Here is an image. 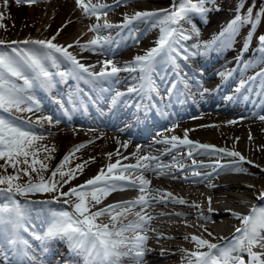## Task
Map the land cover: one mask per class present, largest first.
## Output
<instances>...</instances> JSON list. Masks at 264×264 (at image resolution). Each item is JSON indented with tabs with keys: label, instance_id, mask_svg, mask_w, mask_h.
I'll list each match as a JSON object with an SVG mask.
<instances>
[{
	"label": "snow or ice",
	"instance_id": "obj_1",
	"mask_svg": "<svg viewBox=\"0 0 264 264\" xmlns=\"http://www.w3.org/2000/svg\"><path fill=\"white\" fill-rule=\"evenodd\" d=\"M35 3V0H17V3ZM77 7L81 8L86 17L95 16L97 23L89 26V31L96 32L94 36L85 44L79 40L75 43L82 50L97 51L104 53L112 51V45L117 44L116 38L111 35H100L102 29L119 28L121 32L127 29L129 37L136 39L132 26L139 22L149 28H158L159 36L155 41V46L147 49L143 55H136L131 61L125 62L123 67L111 59H105L102 62L100 70L94 71L96 65H85L77 59L67 47L54 43L56 36L51 39H26L23 41H5L0 39V46L7 45V48H0V113L11 114L13 112L35 113L41 108V102L33 94L34 90H43L51 93L59 84H67L69 80L77 82L75 89L68 92L66 100L53 97V101L58 105L62 114L69 120L72 113L80 109L87 110V104L84 100L83 89L79 83L89 86L93 93H99L101 96L108 93L110 95L109 103L115 108L123 103L127 105L129 101L125 99L135 94L140 97H146L152 100L153 94L161 96L160 87L156 84L154 75L159 65H171L176 74L177 81L171 83L166 88L167 94H171L176 88L177 82L183 83L188 87V82L181 75L178 58L187 61L191 57L208 56L216 52L219 53L225 49L234 46L235 38L245 25H251L241 52L247 51L255 33L257 25L264 16V9L257 13L255 18L252 16V9L249 8L246 14H242L243 5L237 6V14L230 20L221 31L214 34L211 39L200 41L198 39L199 30L193 27L191 32H187L182 27V22L191 24L193 15L204 16L211 11L207 4L214 3V0H181L179 5L175 2L168 9L157 10H138L132 14L125 13L120 24H113L107 20L100 23L101 14L107 15V9L112 5L107 3H92V0H75ZM123 0H114L118 6ZM7 4V0H5ZM216 10H219L218 8ZM4 19L0 13V21ZM0 27H4L0 23ZM147 30V28L145 29ZM60 34V30L56 35ZM121 33H117L120 37ZM197 37V42L191 45V48L185 47L182 43ZM258 47L256 51L260 53L259 59L264 61V34L257 38ZM17 45H32L37 47H18ZM243 71L251 66V62L241 61ZM235 70L220 72L222 82L229 79ZM137 73L131 77L136 81L125 91H120L115 85L120 83L119 73ZM259 79V87L264 90V69L250 76L247 79L241 78L235 88L236 93L241 90L249 91L252 83ZM22 82V83H19ZM202 87V84L200 85ZM218 87V86H217ZM210 89L203 88L200 95L203 97ZM246 98V97H245ZM231 101L233 96L226 98ZM96 101L93 100L92 103ZM67 105V106H66ZM137 109L140 105H136ZM148 106H145L147 109ZM264 121V115L258 116ZM23 120V117L19 118ZM44 122L52 123V116H38L35 123L43 125ZM28 123L32 121L29 119ZM236 123V121H228ZM202 127H204L202 125ZM188 131L185 130L184 138L177 136L165 137L162 141L156 140V143H165L171 145V149L179 145H195L196 148L212 150V154L224 153L227 156L239 157V161H245V157L237 151H229L226 148H215L209 144H199L188 139ZM251 139V136L249 137ZM45 139L43 134L22 126L15 119H9L0 114V261L3 264H44L42 259L35 255L32 241L39 242L37 247L40 251L47 252V243L49 241L60 240L67 243L70 251L77 252L86 257L87 264H121V259L130 257L134 264H145L144 257L152 249L147 247L149 240L148 233L155 231L150 227L153 216L146 209L152 206L153 201L166 202L171 199L173 203L188 204L189 202L182 197L173 196L171 192H164L161 189H151L150 180L141 174L132 176L125 175V172L131 173L137 170H152L156 174L164 175V170L170 167L184 169L185 165L176 162L173 157V165L155 164L151 162L158 158L150 155L138 156L140 146L137 145V151L132 153L137 156L136 164L121 165L118 159L115 163H108L106 171L101 168L100 171L83 184L69 187L67 191H60L65 184L76 178L78 173H82L88 163L77 164L75 168L64 170L66 163L70 158L83 148L85 145L74 146L52 170L51 176L47 179L42 174L49 168L47 160H50L51 153L55 147L49 148L40 143ZM119 143V141H117ZM91 143V141H89ZM123 147H127L124 142ZM167 149L166 151H171ZM47 153L40 158V153ZM119 155V152L115 153ZM113 153H108L109 160ZM191 156L192 152L189 151ZM94 159V158H92ZM128 159V157H124ZM197 162L192 161L195 165ZM232 161V164H236ZM248 163H252L248 161ZM38 165V167H37ZM213 172L221 168H227L228 165L221 164L219 160L208 165ZM12 168L13 172L8 174L7 169ZM231 170L236 172H247L246 168L234 167ZM32 173H36L38 179L33 180ZM59 175L60 179L56 177ZM193 177H199L202 174L199 171L191 173ZM207 178L210 173L203 174ZM27 176V181L21 183L23 177ZM66 177V178H65ZM175 178V177H172ZM187 179L188 177H184ZM209 187L215 188L216 185L209 183ZM248 187H253L248 185ZM127 188H138L139 195L133 199L120 200L103 207L102 201L113 192L124 191ZM35 193H58L52 200L46 201H25L22 203L18 196L28 197ZM60 197H64L63 203L70 205L71 210H53L49 209L50 222L42 233H38L30 223V203L51 204L54 201L59 202ZM264 200V191H261L257 197ZM209 208H211L212 198L208 197ZM139 206L140 210L135 211V218L126 223L122 222V217H127L133 210ZM193 207L199 209V205L192 202ZM240 221L231 237H214L223 243H213L202 236H185L184 239H191L195 248L191 251L182 249V261L184 264H264V208L253 205L248 214H242L230 209L226 210ZM167 214V213H164ZM181 215V213H176ZM204 216L203 212H200ZM107 216L108 222L103 218ZM205 219L208 217L204 216ZM206 230V229H205ZM27 234V236L25 235ZM163 236L164 234H159ZM212 236V233H208ZM171 239V237H165ZM260 248L262 251H256ZM203 249H206L203 250ZM163 254V251L162 253ZM245 256L247 259H245Z\"/></svg>",
	"mask_w": 264,
	"mask_h": 264
},
{
	"label": "bare ground",
	"instance_id": "obj_2",
	"mask_svg": "<svg viewBox=\"0 0 264 264\" xmlns=\"http://www.w3.org/2000/svg\"><path fill=\"white\" fill-rule=\"evenodd\" d=\"M42 1L43 0H35V3H31L32 4L31 11L27 12V9H28L27 6L29 5V3H26V2L17 3V0H7V4H5V0H0V13H2L4 16V19L2 20V24L4 25V27H2L3 33L0 36V39H3L5 41H12V40L22 39L24 36H31V39H51L53 36H56V39L53 41L54 43L63 45L65 47H67L70 44L73 45L69 49H72L75 52L77 51L76 52L78 53L77 55L73 53L72 54L75 55L77 59L81 61V63L83 61H85L84 63L87 65H94V63H98V61H100V57H99L100 54L98 55L97 53L98 50L97 51L82 50L75 43L77 40H79L81 44H85L89 40H91L94 36L97 35L96 32L89 31V26L97 23L96 17L95 16L86 17L85 15H83L82 9L77 7L75 0H49V2L46 0L48 2L47 7L44 6V3ZM100 1L102 0H92V3H98ZM103 1H109V2L113 1L111 4H109V5H112V7L107 9L106 11H107V15L111 18L113 17L115 21L117 20L121 22L123 20V16L125 13L132 14L131 10H126L124 9V7H122L123 9L119 8L121 4L117 6L114 3V0H103ZM87 2L88 0H85V3ZM168 4H169V0H132V3L130 4V6L133 7L134 11H137L138 9L139 10H150V9H153L154 7L166 6ZM248 4H250V2H248L247 0L238 1V5H243V8ZM156 5H159V6H156ZM217 5L221 9L219 11L216 9H211V11H209L208 13H210L209 16L212 19H209L206 24L214 23L215 21L213 20H217L216 18L220 15L219 13H222L221 14L222 17L228 16L230 18L235 17V15L237 14L236 0H217ZM37 11H39V13H37ZM42 14L44 15V17L40 21L38 20L36 22L30 21L31 17L34 16L33 18H35L37 16L35 19H38L39 17L42 16ZM85 20H87V22ZM105 20H106L105 15L101 14L99 22L103 23ZM203 20L204 19L202 20L198 19L197 16L194 19L195 21L194 26L196 27V29L199 30V33L207 29L206 24H205L206 21L204 22ZM84 21L86 23H84ZM116 24H118V22ZM187 24L188 23L182 22V27H185L184 25H187ZM132 27L135 30H137V28L139 27L138 31L139 30L140 31L134 32V35L136 37L135 40L139 42L141 41L139 45L144 44L143 45L144 47H146L150 43L151 41L150 38L156 39L159 36V29L158 30L156 29L154 30V35H149L146 38L149 40L143 43L144 37H146L148 34L147 33L148 29L145 30L147 26L144 27L143 23L137 22ZM188 28L189 30H191L193 28L192 24H191V27H188ZM23 29H26L24 33H22ZM114 29H117V28H114ZM58 30H60V34L57 36L56 33ZM118 32L121 33L120 37H117V33L111 34V36L114 38H119V40H122V37H126L128 40L119 41L118 45L116 44L117 45L116 48H115L116 45L114 44V46H112V51L110 53L114 54V52H116L117 50L120 49V47H123V46L124 47L128 46L129 48L126 49L128 51L121 53L122 51H126L124 50V47H123V49L118 53L119 54L118 56L116 55L113 56L112 54L107 55V53H104V54L107 56L112 55L111 59H113V61L117 64V66L123 67L125 62L131 61L136 55H143L144 52L148 48H143L141 45V48H140L141 51L140 49H135V47L133 49V47H131L130 44H133L135 41L134 39L129 37L128 30L125 29L123 30V32H121V29H119ZM108 33H111V30L102 29L99 34L106 36L108 35ZM210 34H211L210 30H207L204 36L208 38L212 36ZM15 35L16 37H13ZM83 38H86L87 40L85 41ZM192 38L197 39V37L195 36H193ZM28 46H31V45H28ZM0 48L6 49L7 45L0 46ZM248 50L252 51V55H255L256 53H258L256 49L254 48L252 49L248 48ZM84 54H87L88 56L89 55L90 56L84 57ZM213 54L214 52L209 54L208 56H196L195 60L197 61L196 62L197 65L201 64V66L204 67V66H207V64L213 63L214 60L216 59V56H213ZM82 55L83 57H81ZM116 57H121L122 60L124 59V61L122 60L116 61ZM126 57H129V58H126ZM211 57H213V59ZM244 58H247L246 51L241 59H237L236 63L234 64V68L233 67L231 68V70H235V71L233 75L229 79L226 80L227 82L228 81L231 82L237 77L238 71L236 70V67H237L236 64L237 62H241L242 60H244ZM231 70L229 69L228 71H231ZM134 74L136 73H128V77L126 76V78L123 79L122 82L124 81L126 82L121 85H124L125 89L130 85V83H127V80L130 79L131 82L133 83L136 82L131 79V77ZM171 74H172L171 69L166 67V64H164V65L157 66L155 77L160 82L163 80L162 77L164 76L166 77V79L163 81L166 82L167 80L171 79ZM157 76H159L160 78ZM226 81H224V84L226 83ZM255 83H259V79H257ZM117 86L119 88V84H117ZM221 87L222 86L220 85L218 93H217L216 88H215V91H212L211 93L213 97L214 96L216 97L217 95H219V97L216 99V102H212L209 98L208 100L204 99V101L206 102L204 101L203 103L201 102L200 106L196 108L194 113L200 114V115L195 116L193 111L191 110L189 115L192 116L193 119L200 118L199 120L191 121L189 123L187 121L180 122L178 123L176 127L173 128L174 130L172 132L169 133V131L167 130V134H171L173 136H177L183 139L185 130H189L187 135H188V139L191 141L195 140L199 144L220 143L219 136L221 137L220 134H222L223 130L226 129V127L228 126L235 125L236 130L235 132H233V139L235 140V143L237 146L234 147V145H232L231 143H228L229 141L227 142L225 140L223 141V143H220V144L223 146L233 147L236 150L239 148L243 154L253 155V160H251L252 163H245L246 161L245 159V161H242V163H236L233 165L225 164V165H228L229 167L218 169L215 172H213L212 168L209 167L210 171L208 173H210V176L205 178L203 175L205 173H203L201 176L195 178L194 180H190V178L185 179L184 177H188V174L184 176L183 173H181L182 169L175 167V166L165 169L164 170L165 174L159 175V176L156 174V172H153L152 170H145L146 175H144V177L150 180L151 183L149 187L151 189H158L159 187L165 188L166 190L172 189L176 191V193L178 192V194H181L182 196H184L188 194L190 191H194L191 188L198 189L197 186H194V185L192 186L191 182H199V183L204 182V183H208V184L211 183V184L216 185L215 188L211 187V193L213 194L219 193L220 196L227 197V193L223 191H233V192L236 191V192L242 193L243 191L248 190V189L243 188V186H241L242 182L238 181V179L245 180L243 181L245 182V184L254 183V184H258L259 187H264L263 185L264 183L259 184V181H261V177L259 179H255L251 177L250 175L248 177H243L241 175H238V176L235 175L233 177H224L218 182L215 180L210 182L212 179L211 175L213 174L218 175L219 173L224 172L228 169H232L235 166L246 168L247 171H249L250 169L249 166H252V164L258 165V166L260 165L264 166V150L258 153L255 152L256 154L251 152V148L253 146L257 147L258 144L256 142L249 140L250 136L251 138L256 137L257 126H258L260 119L255 118V116H253L251 117L252 119H247L248 121L243 122L242 117H238V116H236L234 120H228V118L226 119L222 117L223 116L222 114L226 115L228 112H232L234 110L236 111H241V110L246 111L247 109L252 110L254 109V105H249L246 99L244 101H241L242 104H239V102L237 101H234V102L229 101L226 98H225L226 102L222 99L219 100ZM250 88H251V91L252 90L255 91V96H258V97L262 96L263 91L257 90V89H261L259 87V84H255L252 87L250 86ZM237 95L239 94L237 93ZM223 105L224 107H222ZM260 105L264 106V94L262 98L260 99L259 104H257V108H256L257 110H259V108H264ZM193 108L194 107H192V109ZM129 109L130 108L128 107V105L120 104L117 106L115 111L117 110L118 119L120 121L119 123H117L116 125L112 127L102 126V128H99L96 126H84V125H73V126L67 127L66 124L61 123L60 121L61 118L56 115L53 116V120L51 124H48L47 122H44L42 126L32 124L34 126V129L32 130H35L36 132L43 134L45 136V139H47V143L53 144V146L55 147V151H54L55 153H58L59 151H63V154L60 160H62L63 157L74 146L79 145V144L85 145L83 148H80L79 151L76 152V154H74V157H71L70 159L75 158L77 160L75 164L71 165L72 168H75L77 164H82L85 161H88V163L85 166L86 169L84 168L85 170H83V172L80 175H78L71 182V184L67 186V188H62L60 189V191H67L69 187H75V186L83 184L85 181L95 176L100 171L101 168H104L106 171L107 164L115 163L118 159L121 161V165L127 164L128 162L133 161V160L137 161V156L132 155V153L137 151V145L140 146L138 156H143L145 154L150 155V156H157L158 158L157 160L160 159L161 164H164V165H173L174 164L173 157L176 158V162L184 164L188 160H191L190 159L191 157L198 160V159H201V157L205 155L203 154V153H206L204 149H194L192 151L191 156L188 155V152L186 153L183 152L189 149L191 146L195 147V145H191V146L179 145L177 148L171 149V145L169 144L156 143L155 142L156 140L162 141L164 138L159 137V136H148L149 135L148 133H150L152 130L146 132L147 124L144 125L145 121H140L139 118L131 120V118L127 117V111H129ZM201 109L203 110L202 113H200L199 111ZM122 110L124 111V113L120 114V111ZM39 111H41V108ZM247 111L250 112V110H247ZM38 114H39L38 112H35V115H38ZM228 121H236V123H228ZM202 125L204 127H202ZM130 128L142 129L141 135L140 137L138 136L139 137L138 139L127 136L126 132H128V129ZM89 141H91V143H89ZM117 141H119V143ZM124 142H127L126 148L122 146ZM167 149H171V151H166ZM180 150L182 151V153H176V151H180ZM117 151L119 152V155L115 154L117 153ZM108 153L114 154L110 160L107 156ZM55 156L57 155H52L51 156L52 158L50 160H47L46 163L50 164L51 162L55 161L56 159ZM124 157H128V159L125 160ZM210 159L211 158L201 159L200 161H196L197 163L195 165L193 164L186 165L184 169L186 171L187 169L190 170L192 168L193 169L196 168L194 171L206 169L207 167L204 164V162ZM229 159L231 161L241 162L239 161L238 157H232ZM151 163L153 164V161ZM171 168H174V169H171ZM254 172L255 171H252V173ZM172 177H175V178H172ZM184 184H190L191 188L187 190V189L178 187V185L183 186ZM260 192L259 190L255 191V193H257V196L259 195ZM199 194L201 197L195 196L192 199L184 198L185 200L189 202L188 204L173 203V202H170L171 199L167 200L166 202L153 201L152 206L148 208V210L152 216L157 217L156 216L157 210L154 209L157 206L163 207L164 205L175 204V205H178L179 207L184 208V207L191 206L192 202H196L200 206L199 208L200 210L194 207L196 208L194 212L189 209L185 210V208L184 209L182 208L180 210H168L166 212L160 211L161 214L159 213L160 214L159 219H156V221L159 220L162 222H157V225L158 226L161 225L160 227L162 229L170 230L174 232H178V231L182 232L183 225L189 226V224H192L191 222H194L192 220H202V221H208V222H213L215 220H218L217 219L218 215H214L209 218V216L211 215L207 214L206 212H203V211H207V208H209L208 197H211V194L207 195L202 192ZM55 195H58V193H55L49 197L44 194H38V195L28 196V197H23V198L17 197V199H19L22 203H24L26 200L27 201H46V200H52L53 196ZM252 195L250 197H252ZM127 196L128 195L126 194L120 195V194H117V192H113L112 194H110L108 197H106L102 201L101 205H98L97 207H103L107 204L114 203L117 200L118 201L122 200L124 197H127ZM64 199H65L64 197H60L59 201L61 200L63 201ZM215 199H216L215 197L212 198L211 208L213 207L216 209L219 206V204L214 203ZM251 199H253V201H256V198L254 196ZM250 201L253 202L252 200ZM243 202L245 201H242V203ZM56 203L57 201H54V200L51 204L30 203L29 204L30 223L34 222L33 225L35 226L36 224H44V227L46 230L47 225L50 222V213L48 210L53 209V210L59 211L60 208L61 207L63 208L65 205V204H62L60 206H54ZM57 204H60V203H57ZM200 212H203L204 216L208 218L205 219L204 216L200 215ZM134 213H135V210H133L132 213L128 214L126 218L122 217L121 218L122 222L129 221L127 220V219H130L128 216L135 217ZM164 213H167V214H164ZM176 213H181V215H176ZM162 217L165 218L164 221ZM182 218H187L189 219V221L182 220ZM103 220L107 221V216H105ZM151 223H153V219ZM204 230L207 233L209 231L205 227H204ZM36 232L42 233L43 230L38 229ZM149 233L153 234V231H150ZM148 235H149V239L151 240H154V238L158 239L155 236H150V234ZM27 238H29L30 242H32V245L34 246L33 249L37 248V245L39 242L32 241L31 237H27ZM164 238L160 240H165ZM173 239L177 240V239H180V237L176 236V237H173ZM160 240L157 242H160ZM168 241L173 243L172 239L167 238L166 243H169ZM48 243H49L52 254H54L55 256L54 262H59V264H61L62 260H65V259H67L66 261L69 260L68 258L71 256L72 252L69 250L66 242H63L60 240H54V241H49ZM166 243H164L163 245H161V243L159 245H156V242H154L153 244L148 243L147 247L152 249V251L145 255L144 261L147 262L148 264H173L172 262H169V261H171L174 258V256H171L168 253L166 254L167 252L166 249H169L172 246L171 244H166ZM162 251H163V254H161ZM121 260L123 264H129V263L134 264V261L130 257H124ZM166 261H168L169 263ZM0 264H3V262L0 261ZM25 264H27V262H25Z\"/></svg>",
	"mask_w": 264,
	"mask_h": 264
},
{
	"label": "rangeland",
	"instance_id": "obj_3",
	"mask_svg": "<svg viewBox=\"0 0 264 264\" xmlns=\"http://www.w3.org/2000/svg\"><path fill=\"white\" fill-rule=\"evenodd\" d=\"M44 1H46V0H43L42 2L44 3V6H46L47 7V3L49 2V0H47L46 2H44ZM240 1V0H239ZM248 1V0H247ZM258 1H264V0H258ZM248 2H250V1H248ZM46 3V4H45ZM249 5L250 4H248V5H246L244 8H243V10H242V12H243V14H246L247 13V11H248V9L250 8L249 7ZM28 9H27V12H30L31 11V7H32V4H29L28 6ZM132 7V6H131ZM260 9V7H258V9H257V11H256V15H257V13L258 12H260V11H258ZM126 10H128V9H126ZM37 13H39V11H37ZM34 17V16H33ZM33 17H31V19H30V21L31 22H36L37 20L38 21H40L43 17H44V15L42 14V16L41 17H39L38 19H35V18H33ZM43 20H45V19H43ZM0 23H2V21H0ZM84 23H86L85 21H84ZM262 27H261V32H264V24L262 23ZM30 28V27H29ZM150 29H154L155 30V28H150ZM26 31V29H23L22 30V33H24ZM2 33H3V29H2V27H0V36L2 35ZM24 36V35H23ZM13 37H16V35L15 36H13ZM31 36H24L23 37V39L24 38H30ZM85 40H87L86 38H84ZM200 41L202 40V41H206L205 39H203V38H201V39H199ZM193 43H196L197 41H192ZM190 49V48H189ZM257 59H259V57L257 58ZM260 60V59H259ZM99 62L100 61H98V64H99ZM255 62V60H253V63ZM261 63V66L260 67H262V66H264V61H262V60H260L259 61V64ZM259 67V68H260ZM20 83V82H19ZM0 114H2V115H5L7 118H9V119H12L11 118V116H9V114H5V113H0ZM13 115H15V116H17V117H23V119H28L29 118V115H30V113H28V112H13L12 113ZM33 114V117H34V115H35V113H32ZM222 117H224V115L222 116ZM224 118H228V120H232L233 118H234V115H229V114H226V116L224 117ZM200 119V118H199ZM199 119H197V120H199ZM15 120H16V118H15ZM30 120H33L32 118H30ZM196 119H194L193 120V118H191V120L190 121H187L188 123L189 122H191V121H197ZM244 121H248V120H243V122ZM263 123V124H262ZM24 126L25 127H28L29 128V126L32 128V129H34V126L32 125V124H28V126L27 125H25L24 124ZM235 130H236V127H235V125H231V126H228V127H226V129H224L223 130V132H222V134H220L221 135V137L219 136V138H220V143H223V141L225 140V141H229L228 143H231L232 145H234V147H236L237 145H236V143H235V140L233 139V132H235ZM231 132V133H230ZM258 138V139H257ZM250 141H253V142H256L257 144H258V146L256 147V146H253L252 148H251V152H253V153H258V152H260V151H262V150H264V121H262V120H260L259 121V123H258V126H257V132H256V137L255 138H251V139H249ZM261 140V141H260ZM40 143H42V144H44V145H47L49 148H51V147H53V144H50V143H47V139H44L43 141H41ZM220 143H215V144H217V145H219L220 147H225V146H222V145H220ZM262 145V146H261ZM239 149V148H238ZM261 149V150H260ZM238 151V150H237ZM255 153V154H256ZM62 154H63V151H59L58 153H55V152H52L51 153V156L52 155H57V156H55L56 157V159H55V161H53V162H51L50 164H48L49 165V168H48V170L47 171H45V172H43L42 174L44 175V177L47 179L48 177H50L51 176V172H52V170H54L55 169V167H56V165H58L59 163H60V158H61V156H62ZM76 154V153H75ZM45 155H47V153H44V152H41L40 153V158L41 159H43V157L45 156ZM74 157V156H73ZM78 158V157H77ZM47 162V161H46ZM77 162V160L75 159V158H72V159H70V161L68 162V163H66V165H65V167H64V170L65 171H67L68 169H70V168H72V166L71 165H73V164H75ZM0 163H3V161H0ZM52 166V167H51ZM37 167H38V165H37ZM85 168V167H84ZM86 169V168H85ZM84 169V170H85ZM0 171H2V170H0ZM7 172H8V174H11L12 172H13V169L12 168H8L7 169ZM81 173H79V174H77L76 175V177L78 176V175H80ZM261 177H263V179H264V174L263 173H261ZM32 178H33V180H37L38 179V177H37V175H36V173H32ZM66 178V177H65ZM27 179H28V177L27 176H25V177H23L22 178V180L20 181L21 183H23V182H25V181H27ZM56 179L57 180H59L60 179V177H59V175H57V177H56ZM74 180V179H73ZM73 180H71L68 184H65L64 186H63V188H67V186L68 185H70L71 184V182L73 181ZM238 181H240V180H238ZM254 182V181H253ZM244 183V182H243ZM248 185H254L253 187H248V186H244V185H242L241 184V186H243V188H245V189H248V190H246V191H243L242 193H239V192H236V191H223V192H225V193H227V197H220V196H218L217 198V200H214V203L215 204H219V206L217 207V209L218 210H221V208L222 207H230V206H232V207H230V208H232V209H234V210H236L235 208H237V211H240L242 208H243V206H245L246 205V203H247V200L248 199H250L249 198V196H251L252 194H254L255 193V191L256 190H258L257 189V186H256V184H254V183H250V184H248ZM251 188H253V189H251ZM250 190V191H249ZM249 191V192H248ZM218 192V191H217ZM246 192H248V193H246ZM55 194V193H54ZM213 194V193H212ZM214 194H216V193H214ZM214 194H213V196H214ZM217 194H219V193H217ZM235 195H237V196H235ZM19 197H23V196H19ZM231 197H233V198H231ZM240 197V198H239ZM245 199V200H244ZM234 200V201H233ZM238 200V201H237ZM252 201H253V199H251ZM242 201H245V202H243L242 203ZM224 202H226V203H224ZM233 202H234V204H233ZM223 204V205H222ZM227 205V206H226ZM243 205V206H242ZM211 216H213V215H211ZM226 215H224V216H219L218 215V220H215V221H213L212 223L214 224V228H216V231L217 232H220V233H224V232H226V231H228V230H230V228L232 227V226H234L235 224H234V220H233V216H231L230 215V219L228 220V219H226V217H225ZM105 218V217H104ZM225 218V219H224ZM162 219H163V221L165 220V218H163L162 217ZM227 223V224H226ZM233 223V224H232ZM196 225H198L202 230H204V227H202V225H200V224H196ZM225 225V226H224ZM220 226V227H219ZM229 227V228H228ZM187 240V239H186ZM181 255V254H180ZM179 260V259H178Z\"/></svg>",
	"mask_w": 264,
	"mask_h": 264
}]
</instances>
